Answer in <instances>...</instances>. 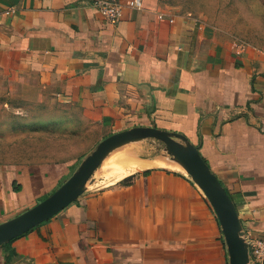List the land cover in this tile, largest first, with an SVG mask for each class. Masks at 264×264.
I'll use <instances>...</instances> for the list:
<instances>
[{"label":"crops","instance_id":"obj_1","mask_svg":"<svg viewBox=\"0 0 264 264\" xmlns=\"http://www.w3.org/2000/svg\"><path fill=\"white\" fill-rule=\"evenodd\" d=\"M0 72L82 137L89 126L102 138L136 126L184 135L226 188L244 234L264 237L260 55L161 16L157 0L124 5L115 22L91 0H0ZM73 159L0 166V222L53 192ZM137 162L148 165L106 187L93 175L76 200L0 245V264H228L217 217L186 172L169 158Z\"/></svg>","mask_w":264,"mask_h":264},{"label":"rangeland","instance_id":"obj_2","mask_svg":"<svg viewBox=\"0 0 264 264\" xmlns=\"http://www.w3.org/2000/svg\"><path fill=\"white\" fill-rule=\"evenodd\" d=\"M157 3L161 16L191 21L197 31L228 50H247L264 60V0H157ZM11 80L10 75L0 72V166L62 156H74L73 160L80 162L103 139L92 126L84 130L88 132L82 137L79 134L83 131L74 128V122L68 121L64 114L57 113L56 107L42 101L40 94L17 88ZM129 154L132 158L127 160ZM171 156L162 141L141 138L110 152L93 174V181L100 178L97 183L106 187L116 180V173H126L137 161L171 159ZM173 168L178 169L174 165ZM183 174L191 178L187 172Z\"/></svg>","mask_w":264,"mask_h":264},{"label":"water","instance_id":"obj_3","mask_svg":"<svg viewBox=\"0 0 264 264\" xmlns=\"http://www.w3.org/2000/svg\"><path fill=\"white\" fill-rule=\"evenodd\" d=\"M141 138L162 141L172 155L170 158L176 159L185 168L207 198L224 237L228 264H250L248 244L236 205L198 148L180 133L152 126L120 130L101 139L52 193L25 211L0 222V245L27 233L76 200L84 193L91 177L110 152Z\"/></svg>","mask_w":264,"mask_h":264},{"label":"built area","instance_id":"obj_4","mask_svg":"<svg viewBox=\"0 0 264 264\" xmlns=\"http://www.w3.org/2000/svg\"><path fill=\"white\" fill-rule=\"evenodd\" d=\"M91 5L107 21L115 22L124 5L133 8L141 6V0H91ZM248 244L250 264H264V237L254 238L244 235Z\"/></svg>","mask_w":264,"mask_h":264},{"label":"bare ground","instance_id":"obj_5","mask_svg":"<svg viewBox=\"0 0 264 264\" xmlns=\"http://www.w3.org/2000/svg\"><path fill=\"white\" fill-rule=\"evenodd\" d=\"M125 155H126V154H125ZM125 158H127V160H129V159L132 158V157H131V155L129 154V155H127ZM172 160H173L174 165L177 166L178 169H181V170H183L184 172H186L185 168L182 167V166L177 162L176 159H172ZM156 163H157V164H163L162 162H156ZM147 165H148V164H147L146 162H137V163H135V164L131 167L130 170L141 169V168H143V167H145V166H147Z\"/></svg>","mask_w":264,"mask_h":264},{"label":"trees","instance_id":"obj_6","mask_svg":"<svg viewBox=\"0 0 264 264\" xmlns=\"http://www.w3.org/2000/svg\"><path fill=\"white\" fill-rule=\"evenodd\" d=\"M77 163H78V160H75L74 163H73V168L76 166ZM10 242H8V243H10Z\"/></svg>","mask_w":264,"mask_h":264}]
</instances>
